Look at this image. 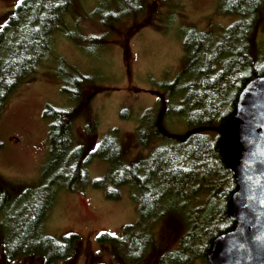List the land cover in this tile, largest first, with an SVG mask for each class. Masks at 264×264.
Returning a JSON list of instances; mask_svg holds the SVG:
<instances>
[{
    "label": "trees",
    "instance_id": "16d2710c",
    "mask_svg": "<svg viewBox=\"0 0 264 264\" xmlns=\"http://www.w3.org/2000/svg\"><path fill=\"white\" fill-rule=\"evenodd\" d=\"M121 1L126 4L124 9L119 5L115 12L94 10L93 15L103 28H112L120 20L144 12L142 0ZM78 2L20 0L7 14L6 23L0 28V115L9 97L46 61L57 33L76 42L78 38L84 39L79 40L91 46L107 43L105 36L87 37L80 27L76 28L83 36L68 33L67 15ZM220 8L235 21L219 36L189 32L184 39L186 60L191 58L179 76L183 79L187 75V79L178 114L186 116L187 132L184 136L165 137L160 128V121L172 115V100L177 93L176 85H169L163 101H156V119L150 130V134L159 136L162 145L147 157L128 161L116 131L104 137L93 151H87L72 134L76 112L45 107L43 117L50 124L49 152L42 166L44 183L12 197L10 189L15 186L0 181V233L6 260L40 257L44 264H55L74 259L80 236L68 233L55 239L44 232V222L59 190L73 191L89 184L87 167L92 160L99 159L107 163L108 170L92 186L112 200H119L121 188H128L138 211L137 222L126 225L121 237L101 232L100 243L114 246L127 264L142 263L155 252V224L177 212L183 215L186 232L180 237L178 249L161 254L158 264H193L200 258L206 261L212 240L234 226L227 211L237 188L234 175L227 171L219 155L220 137L216 130L234 113L245 84L264 76V58L258 56L255 43L264 20V0H221ZM149 20L147 16L117 42L126 62L130 37ZM76 74L69 87L61 88L62 92H72V87L89 80ZM90 96L91 93L85 96V103ZM145 115L149 117L148 111Z\"/></svg>",
    "mask_w": 264,
    "mask_h": 264
},
{
    "label": "rangeland",
    "instance_id": "374dc122",
    "mask_svg": "<svg viewBox=\"0 0 264 264\" xmlns=\"http://www.w3.org/2000/svg\"><path fill=\"white\" fill-rule=\"evenodd\" d=\"M19 2L0 0V28ZM220 3L221 0H142V14L128 16L112 28H103L93 12L97 8L106 13L115 12L119 5L124 9L126 4L121 0H79L72 6L67 15L68 33L78 32L83 36L82 31L87 37L105 36L107 43L91 46L82 43L84 39L78 38L76 42L57 33L46 61L6 101L0 115V181L16 187L10 189L12 197L45 181L42 166L49 152L50 120L43 117V111L47 105L76 112L72 134L76 143L87 151H93L104 137L116 131L126 159L132 162L147 157L162 145L159 136L150 134L156 119V101H163L168 86L175 84L172 115L160 121V128L165 137L184 136L188 124L186 116L178 114L181 108L178 103L183 98L181 92L187 75L186 79L179 76L191 58L186 60L184 39L189 32L219 36L230 26L235 19L223 14ZM147 16H150L149 24L129 39L127 63L117 42ZM255 43L258 56L264 58V20ZM76 73L89 80L84 86L72 87V92H62L61 88L69 87ZM90 93L85 103V96ZM147 111L149 117L145 115ZM107 170L106 162L94 159L87 167L89 184L57 193L44 222V232L58 240L65 234L76 233L81 243L72 262L55 264H124L114 246L100 243L98 236L101 232L122 236L124 227L138 220L137 205L126 187L121 188L119 200H112L92 186ZM185 232L182 213L160 218L154 226L155 252L139 264H157L161 254L178 249ZM2 239L0 233L3 264H44L40 257L6 260ZM97 253L99 260L93 261ZM193 264L208 263L200 258Z\"/></svg>",
    "mask_w": 264,
    "mask_h": 264
},
{
    "label": "water",
    "instance_id": "95a60500",
    "mask_svg": "<svg viewBox=\"0 0 264 264\" xmlns=\"http://www.w3.org/2000/svg\"><path fill=\"white\" fill-rule=\"evenodd\" d=\"M218 152L236 181L228 202L233 228L216 236L208 264H264V76L247 82L219 127Z\"/></svg>",
    "mask_w": 264,
    "mask_h": 264
},
{
    "label": "flooded vegetation",
    "instance_id": "af4514ba",
    "mask_svg": "<svg viewBox=\"0 0 264 264\" xmlns=\"http://www.w3.org/2000/svg\"><path fill=\"white\" fill-rule=\"evenodd\" d=\"M111 235V234H110ZM113 236V235H112ZM113 237H115V236H113ZM121 237V236H120ZM115 248V247H114ZM116 250V249H115ZM97 255H98V253L93 257V261H95V259H97V260H99V257H97ZM65 261H67V262H72V260H65ZM123 261V260H122ZM0 264H3V259H0ZM124 264H127V263H125L124 262ZM157 264H158V262H157Z\"/></svg>",
    "mask_w": 264,
    "mask_h": 264
}]
</instances>
